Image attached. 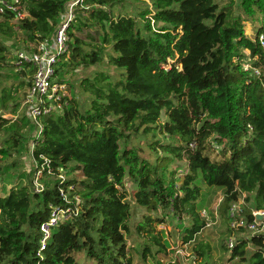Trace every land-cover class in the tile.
I'll list each match as a JSON object with an SVG mask.
<instances>
[{
  "label": "trees",
  "instance_id": "trees-1",
  "mask_svg": "<svg viewBox=\"0 0 264 264\" xmlns=\"http://www.w3.org/2000/svg\"><path fill=\"white\" fill-rule=\"evenodd\" d=\"M20 1L27 18L17 25L29 45L54 37L70 2ZM237 11L232 0H80L58 80L96 66L114 76L95 68L76 79L74 96L60 114L42 118L35 140L26 137L34 126L22 109L32 67L25 65L27 80L12 63L7 70L17 71L16 80L9 85L0 74V181L31 141L45 179L40 193L29 182L0 196V264H80L79 257L84 264H133V253L144 263L168 248L157 212L187 219L182 244H193L207 264L211 247L196 241L207 225L206 190L220 192L217 213L227 223L241 198L247 223L253 210L264 212V0H240ZM11 21L13 14L0 15V68L7 43L16 40ZM247 22L253 38L245 35ZM181 161L187 171L178 180L172 166ZM50 206L78 213L53 228L41 249ZM135 207L146 214L132 230ZM246 230H222L221 252L229 261L264 264V234Z\"/></svg>",
  "mask_w": 264,
  "mask_h": 264
},
{
  "label": "built area",
  "instance_id": "built-area-1",
  "mask_svg": "<svg viewBox=\"0 0 264 264\" xmlns=\"http://www.w3.org/2000/svg\"><path fill=\"white\" fill-rule=\"evenodd\" d=\"M79 1L80 0H70L64 15L58 23L55 35L50 41L32 44L30 52L23 50L18 52L17 60L13 62L17 71H21L24 68L26 69V64H29L33 69L30 84L26 90L25 100L22 105L26 110L29 121L34 126L33 135L31 136L32 140L39 138L42 131V118L51 114H60L63 107L67 104L66 98H70L66 85L58 80L56 65L59 62L60 56L67 53L69 39L67 31L69 24L74 19V11ZM20 4V0H0V15L11 13L14 16V21L18 22L24 20L27 18V14ZM262 40L263 38L260 37V42L264 46ZM248 68V65L244 66L245 70ZM254 73L258 74V71L255 70ZM33 149L34 142L31 141L29 150L35 167L33 190L35 193H40L44 188L43 183L40 181L44 169L43 167L38 168L36 165L32 157ZM44 163L48 165L46 159ZM51 171L52 170L49 169L47 174H51ZM58 178L61 181L64 180L62 169H60ZM68 188L72 189L71 186ZM60 195L64 202L68 203V194H66L64 190L60 189ZM76 200L78 199L76 198ZM238 202L233 203L228 212V218L232 221L230 227L246 228L247 236L264 234V222L262 220L264 212H252L255 219L251 223H247L244 217H242L243 208L239 207ZM77 213V208L72 211L70 208L62 209L50 206V215L48 219L40 225L41 249H44L47 240L50 238L52 229L60 222L69 220L71 216H76ZM259 216L261 219H258ZM227 245L229 249L233 247V238L228 240Z\"/></svg>",
  "mask_w": 264,
  "mask_h": 264
},
{
  "label": "rangeland",
  "instance_id": "rangeland-1",
  "mask_svg": "<svg viewBox=\"0 0 264 264\" xmlns=\"http://www.w3.org/2000/svg\"><path fill=\"white\" fill-rule=\"evenodd\" d=\"M233 1V9L234 13L238 14L237 8L240 0H232ZM221 6L230 5L231 0H218ZM13 26V29L16 31V40L11 43H7L8 46H10V49L7 53V60L6 64L3 65V68H0V74H5L7 77L8 85L11 83H15L14 77L16 70H7V67H9L13 62L17 60V54L20 51H26L30 52L32 45L26 44L25 42V34L21 32L18 29V25L16 21H11L10 23ZM245 35L249 38H253V30L250 23L245 24ZM79 35V34H78ZM83 36V35H79ZM170 63V61H168ZM103 70L108 72L111 76H114V71L112 68H104V66H96V67H90L87 70H85L83 73L78 72V74L81 75L75 76V74L71 73L69 75L61 76V81L66 85L68 96L72 98L74 96V92L76 93V87H74V92L72 91L70 85L75 82L76 79L82 78V76L92 72L94 69ZM19 71V70H18ZM23 72L26 74V79L28 80L30 78L29 70L23 69ZM59 78V76H58ZM22 80V79H19ZM21 92V91H20ZM79 96V95H78ZM80 99V97H77ZM23 109V107H22ZM3 113V112H0ZM4 117L10 118L11 115L5 114ZM163 121V118H162ZM33 135V132L26 135L28 139L31 138ZM168 140L164 139V143H166ZM19 154L21 156L20 163L17 168H8L5 170L6 174L2 181H0V196L6 194L8 190L17 184H26L28 185L29 182L34 181L35 178V167L33 165L30 150L22 148L19 151ZM173 170H176L177 175L176 178L181 180L187 171L186 163L184 161H181L177 164H174L172 166ZM69 169H66V173ZM77 179H81L80 172L75 173ZM44 178L42 176L41 183L44 184ZM130 190V189H128ZM207 196V203L209 204V207L206 211V218H207V225L206 227L201 231V233L197 236L196 241H203L210 245L211 252L209 254V257L207 258V264H240L237 263V261H229L228 256L224 255L221 252V237L220 232L224 230L232 221L225 222L217 213V208L219 206V203L221 202V194L217 189H211L206 190ZM244 197V196H243ZM239 207H243L244 205V198L241 199L238 202ZM248 206L252 205V201L247 204ZM210 211L213 212V217H211ZM252 212H256L253 210ZM146 214V210L142 208L135 207L132 210V216L130 220V227L133 230L135 226L141 221L142 216ZM154 217L159 216L160 218H164L165 222L156 225V230L158 232H161V235L163 237V240L167 244V251L164 255L163 253L157 254L152 257H146L145 262L140 259L139 255L132 254L133 256V264H204L201 260H198L195 256V254L192 252L193 250V244L184 245L182 244L181 238L183 236V230L187 226V219H178L177 216H174L172 214L166 215L165 213H152ZM201 216L204 217V212H201ZM240 216V215H239ZM133 239L137 241L138 243H142L143 240L141 238H137L135 235L133 236ZM227 240H225V243ZM79 263L84 264L85 260L79 257Z\"/></svg>",
  "mask_w": 264,
  "mask_h": 264
},
{
  "label": "water",
  "instance_id": "water-1",
  "mask_svg": "<svg viewBox=\"0 0 264 264\" xmlns=\"http://www.w3.org/2000/svg\"><path fill=\"white\" fill-rule=\"evenodd\" d=\"M258 219H261V217L259 216Z\"/></svg>",
  "mask_w": 264,
  "mask_h": 264
}]
</instances>
